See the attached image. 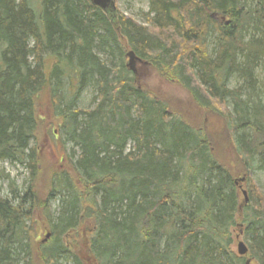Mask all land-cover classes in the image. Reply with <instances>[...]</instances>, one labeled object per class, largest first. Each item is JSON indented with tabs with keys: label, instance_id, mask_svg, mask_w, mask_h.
<instances>
[{
	"label": "trees",
	"instance_id": "obj_1",
	"mask_svg": "<svg viewBox=\"0 0 264 264\" xmlns=\"http://www.w3.org/2000/svg\"><path fill=\"white\" fill-rule=\"evenodd\" d=\"M148 5L142 25L88 0H0V162L29 173L0 197V264H264V203L248 178L264 170V0ZM128 51L183 90L200 121L139 85ZM44 94L72 145L57 162ZM208 113L222 118L230 171ZM238 225L245 256L230 250Z\"/></svg>",
	"mask_w": 264,
	"mask_h": 264
},
{
	"label": "rangeland",
	"instance_id": "obj_2",
	"mask_svg": "<svg viewBox=\"0 0 264 264\" xmlns=\"http://www.w3.org/2000/svg\"><path fill=\"white\" fill-rule=\"evenodd\" d=\"M112 2V10H108L105 12L108 15L111 12H116L117 10H119L125 16L134 19L137 23L142 25L147 24L145 21V15L149 11L148 0H112ZM128 62L129 60L127 58V63ZM49 65L50 62H48L47 67H49ZM258 65L259 66L255 72L260 82L258 88L263 93L261 95H263L262 98L264 104V61L258 62ZM133 68L135 69L137 74L136 82L139 85H142L146 89H150L153 92L155 91L156 93H158L159 97L165 99L170 103V106L173 110L183 109L185 113L184 111H182V113L185 119L188 120L193 118L196 122L200 121L201 113L198 111L199 114L196 117V114H194L196 113L195 107L194 105H192L188 96L183 90L165 81L160 76H158L153 70H150L146 65H143L141 62H135L133 64ZM227 85L229 88H236L241 85V82L234 78H231L228 80ZM92 97L93 93L90 91V89L85 88L79 96L78 107L87 108L91 106ZM42 101L43 105L39 106V111L40 114L44 116L43 121L45 124H49L50 128L55 131V140H53L52 138L48 139L47 142H49L52 148V155L54 154L52 157L53 161L57 162V160H60L64 156L65 150L66 152L70 151L72 145L69 143L63 144L64 135L62 134V132L59 131L60 119L52 117V111L49 110V104L47 106L44 105L45 101H48L46 94L43 95ZM186 110L188 111L186 112ZM220 129L224 132L222 118L215 113H208V115L206 116V126L204 130H206V132L209 134L210 139L212 140V146H214V142L218 143V147L220 148L219 152H221L220 155H222L221 158L224 159V163L230 171L231 167H234L236 163L234 162L232 153H230L228 149H223L222 147V137L220 136V134H218L220 133ZM228 148L230 149V147ZM74 151L77 153V149H75ZM0 173L3 175V177L2 175H0V197H9V181H13L18 186V188H22L28 182L29 179L28 170L24 166L16 163H10L8 161L0 162ZM249 176L250 177L247 176V173H244L240 177L238 176L234 179L236 184L238 185L239 197L242 196V199L244 200L242 205L247 204L249 201L247 195L248 181L246 180V177L251 180L249 182L250 185H255L256 188L260 191L263 198L262 202L264 203V170H252L249 172ZM242 178L244 180H241ZM243 191L245 192L246 199L242 194ZM253 202L254 201L250 202V204L253 205ZM56 207L57 202L53 200L51 202V210L54 212L56 210ZM240 225H238L239 227L233 230V243L230 245L231 252H234L236 255H238L237 246L240 241H242L247 246V240L244 236L242 226ZM79 238L80 237H77L76 239L79 240ZM87 261L90 263L89 258H87Z\"/></svg>",
	"mask_w": 264,
	"mask_h": 264
},
{
	"label": "water",
	"instance_id": "obj_3",
	"mask_svg": "<svg viewBox=\"0 0 264 264\" xmlns=\"http://www.w3.org/2000/svg\"><path fill=\"white\" fill-rule=\"evenodd\" d=\"M89 3L99 9H101L102 11L106 12L108 10H112V7H113V2L112 0H88ZM129 62L127 63V67L136 75V71L135 69L133 68V64L135 62H140L141 60L135 56V54L132 52V51H129L127 52L126 54ZM241 180H244L243 178ZM236 183V182H235ZM243 195L246 199V195H245V192L243 191ZM49 236V234H46V238ZM238 255L239 256H245L248 252V248L247 246L242 242L240 241L238 243ZM244 264H251V260L249 258H247L244 262Z\"/></svg>",
	"mask_w": 264,
	"mask_h": 264
}]
</instances>
